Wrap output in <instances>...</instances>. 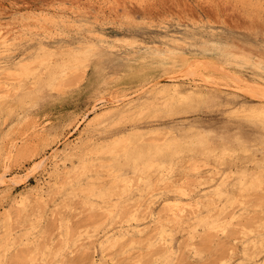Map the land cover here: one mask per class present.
<instances>
[{"label": "rangeland", "instance_id": "obj_1", "mask_svg": "<svg viewBox=\"0 0 264 264\" xmlns=\"http://www.w3.org/2000/svg\"><path fill=\"white\" fill-rule=\"evenodd\" d=\"M0 46V95L11 96L0 113V175L10 179L0 184V264H264V126L233 114L263 102L264 0H0ZM86 48L48 77L46 52L59 66ZM28 61L45 78L37 89L32 75L7 72ZM129 104L143 109L91 132L108 107ZM241 122L248 152L218 138L210 156L157 160L148 184L123 163L129 131L164 143L174 128L234 133ZM86 140L90 167L74 172L68 150Z\"/></svg>", "mask_w": 264, "mask_h": 264}, {"label": "bare ground", "instance_id": "obj_2", "mask_svg": "<svg viewBox=\"0 0 264 264\" xmlns=\"http://www.w3.org/2000/svg\"><path fill=\"white\" fill-rule=\"evenodd\" d=\"M105 41V40H104ZM2 44H3V46L6 44V41H4L3 40V42H2ZM1 47V46H0ZM73 51V50H72ZM77 51V50H76ZM96 52V51H95ZM98 52V51H97ZM45 54H47V56H45L46 58L45 59H43L44 58V56H42L41 58L43 59V60H41V62L42 61H46V62H44V64H45V66H44V68H45V70L47 71V75H48V77L50 78V77H53L54 75H55V72H56V68H57V70L58 69H62V70H65L66 71V69L68 68L69 69V66H68V64L67 63H69L71 60H74V59H76V63H77V57L80 55V54H85L86 56H89V55H91V49L90 48H86V50H84L83 52H78V53H72V54H69V56L68 57H66L65 59H64V61H63V63L61 64V65H59V66H54V65H50V60H51V54L50 53H48V52H46ZM94 55V54H93ZM89 58V57H88ZM103 58V57H102ZM47 59V60H46ZM94 59H96V56H94ZM93 59V60H94ZM99 59V58H98ZM242 60V59H241ZM40 61V60H39ZM236 61V60H235ZM74 62V63H75ZM238 62V61H237ZM30 63H32V61H28V62H26V63H23V65L21 66V68H20V70H18V69H13V68H8L7 70V72H9V70H12L11 72H12V76H15V77H17L18 79H21V78H23V77H27V76H31L32 75V78H33V83L35 84V88L37 89L38 88V86H40V85H44L43 84V82L45 81V78H41V74L40 73H36V72H34V70H33V68H31L30 66H31V64ZM175 63V62H174ZM30 64V65H29ZM42 65H44L43 63H41ZM79 64H81L82 65V70L83 69H85V70H87V67L89 66V63H88V60L87 61H85V62H82V63H78V65ZM78 65H76V67L78 66ZM101 66V65H100ZM100 66H98L97 68L99 69V67ZM150 66V65H149ZM161 66V65H160ZM186 67H188V66H186ZM71 68V67H70ZM79 69H81V67H78ZM77 68V69H78ZM96 68V69H97ZM41 70H42V68H40ZM95 69V70H96ZM94 70V71H95ZM189 70H191V69H189ZM193 70V69H192ZM191 70V72H193ZM65 71H63V73H66ZM81 71V70H80ZM97 71H99V70H97ZM96 71V72H97ZM182 71V70H181ZM187 71V70H186ZM194 71H195V69H194ZM83 73H84V71H82ZM81 72V73H82ZM77 73H78V71H77ZM14 74V75H13ZM161 74V73H160ZM3 75V74H2ZM9 75H10V73H9ZM66 75V74H65ZM167 75V74H166ZM93 76H95V73H94V75ZM102 76V75H101ZM169 76V75H168ZM175 76V75H174ZM96 78H98L97 76H95ZM173 77V76H172ZM206 77V76H205ZM210 77V76H209ZM11 78V77H10ZM161 78H163V77H161ZM62 79H64V78H62ZM88 79V78H87ZM67 80V79H66ZM95 80V79H94ZM97 80V79H96ZM163 80V79H162ZM216 80V79H215ZM137 81V80H136ZM72 82V81H71ZM95 82H97V81H95ZM157 82V81H156ZM159 83V82H158ZM172 83V82H171ZM234 83V82H233ZM3 84V83H2ZM93 85H94V83H92ZM100 84V83H99ZM163 84V83H162ZM175 84H178V83H176L175 82ZM229 84V83H228ZM96 85V84H95ZM1 86V85H0ZM16 88L15 89H13V91H21L22 89H23V84H22V82H19V84L17 85V86H15ZM163 87V89H161V91H163V90H165L164 89V87H166V85L164 86H162ZM161 87V88H162ZM179 87V86H178ZM193 87V86H192ZM227 87V86H226ZM232 86H230V88H231ZM90 88V87H89ZM108 88V87H107ZM166 88H168V87H166ZM233 88V87H232ZM236 88H238V87H236ZM9 90V89H8ZM180 90H182V89H178V93H181V92H179ZM192 90V89H191ZM260 90H264V88H260ZM9 91H12V89L11 90H9ZM161 91H159V93L161 92ZM193 91V90H192ZM247 91V90H246ZM258 91V90H257ZM5 92H7V91H5ZM164 92V91H163ZM250 92V91H249ZM165 93V92H164ZM164 93H162V95H164ZM193 93V92H192ZM252 93H254V92H252ZM198 95V97L197 98H200V99H202V95L201 94H199V93H197ZM257 94H259V93H257ZM10 95V94H9ZM9 95H8V93L6 94H3L2 96L0 95V113H1V111H2V107H3V104H4V101L6 100V99H8V98H11V96L9 97ZM13 95V94H12ZM87 95V94H86ZM95 95V94H94ZM101 95V94H100ZM99 95V96H100ZM132 95V94H131ZM166 95V94H165ZM172 95H173V93H172ZM220 95V94H219ZM256 95V94H255ZM130 96V95H129ZM252 96V95H251ZM122 97V96H121ZM166 97V96H165ZM164 97V98H165ZM179 97V96H178ZM206 97V96H205ZM253 97V96H252ZM255 98H263V102H262V104L260 105V106H257V107H245V106H242V107H238V108H235L234 110H233V114L234 115H236V116H239V117H242L243 119V121H245V122H247V123H251V124H254V125H258V126H264V95H261V94H259V95H257V96H254ZM51 98V97H50ZM196 98V99H197ZM204 98V97H203ZM104 98H102V99H98V100H103ZM166 99H168V98H166ZM173 99H174V96H173ZM57 100V99H56ZM107 100V99H106ZM114 100V99H113ZM120 100V99H119ZM169 100V99H168ZM176 100V99H175ZM184 100V99H183ZM191 100H192V97H191ZM190 99H189V102L191 101ZM198 100V99H197ZM208 100V99H207ZM122 101V100H121ZM173 101V100H172ZM261 101H262V99H261ZM9 102V101H8ZM133 102H134V100H133ZM175 102V101H174ZM184 102V101H183ZM194 102V100H192L190 103H193ZM244 102V101H243ZM129 103V102H128ZM170 103H171V101H169V102H167V106H169L170 105ZM182 103V102H181ZM185 103H187L186 101H185ZM189 103V104H190ZM20 104V103H19ZM104 105H105V103H103ZM135 104V103H134ZM145 104V103H144ZM148 104V103H147ZM242 104V103H241ZM128 107L126 108V109H124V110H122V109H119L120 111L118 112L117 111V109L116 110H113V107H112V109H110L108 106V108L107 109H109V110H107V111H105V112H102L100 115H98V117L96 118V122H95V126L93 125V127H95V128H93L92 130H91V132L92 131H94L95 129H96V127L98 126V125H100V124H102V123H104V122H106L108 119H114V117L117 115V116H119V115H122V113H129L130 115H133L135 112H136V110L137 109H139L140 110V108L141 109H143V104H138V106H135L136 108H135V110H134V108H133V106H132V104H129V105H127ZM176 106V105H175ZM224 106V105H223ZM6 107V106H5ZM4 107V108H5ZM96 107V106H95ZM100 107V106H99ZM173 107V106H172ZM151 108V107H150ZM220 108V107H219ZM8 109V108H7ZM173 109V108H172ZM68 110V109H67ZM104 110V109H103ZM74 112V111H73ZM146 112V111H145ZM5 113V112H4ZM87 113V112H86ZM141 112H138V114L140 115V116H142V114H140ZM233 115V116H234ZM60 117V116H59ZM83 118V117H82ZM233 118V117H232ZM134 119H135V117H134ZM2 120H3V118H2ZM29 120H30V118H29ZM239 120V119H238ZM28 121V120H27ZM94 122V121H93ZM226 122V121H225ZM21 123V122H20ZM26 123V122H25ZM232 123V122H231ZM238 123V122H237ZM23 124V123H22ZM91 124V123H90ZM242 122H241V124H240V127L238 128V130L236 131V132H234V133H232V132H225V131H223V132H221V133H218V132H216L215 130H213V129H202V128H199V127H196V126H194V125H190L187 129H184V130H179L178 131V129H176V128H174L173 130H175V131H177V133L176 134H174V136H172L171 135V138L169 139V140H167L166 142H164V143H159L158 141H151V142H149V143H144L143 141H142V139H141V132H139V133H137V132H135V133H132V132H128V133H131V134H128L127 133V135H124V137H125V142H127V145H126V147L125 148H123L124 149V151H123V163L124 164H126V165H128V166H130L132 169H133V171L135 172V173H138L139 174V178H140V181H142L143 183H146V184H148L149 182H151V179H150V177H149V171L151 170V169H153L154 167H156L157 165H158V163H157V160H159V159H170V158H172L171 157V155H173V154H179V153H182V152H184V151H190V152H200V154L202 153V154H204L205 156H207V155H212V154H209V153H211V152H214V151H217L218 149H219V147H216L214 144H213V141H215V139H218V138H220V139H223V140H225V142H227V143H231V144H233L234 142L239 146V149L238 148H236V149H238V151H240L241 152V150L243 149L244 151L243 152H245V147H247L248 146V144L250 143V139L247 137V135H246V133H245V131H244V129H243V127L244 126H242ZM236 125V124H235ZM77 126V125H76ZM222 126H223V124H222ZM228 126H229V124H228ZM231 126H233V125H231ZM242 126V127H241ZM247 126V125H246ZM250 126V125H249ZM235 127V126H234ZM22 128V127H21ZM28 128H29V126H28ZM91 128V127H90ZM212 128H214V127H212ZM236 128V127H235ZM15 129V128H14ZM18 129V128H17ZM104 129V128H103ZM249 129V128H248ZM31 130V129H30ZM29 130V131H30ZM89 130V129H88ZM187 130V131H186ZM246 130V129H245ZM15 131V130H14ZM13 131V132H14ZM249 131V130H248ZM251 131V130H250ZM28 132V131H27ZM26 132V133H27ZM264 132V131H263ZM172 133H174L173 131H172ZM170 134H171V132H170ZM25 135V134H24ZM18 137V136H17ZM250 137V136H249ZM15 138V137H14ZM50 138V137H49ZM16 140V139H15ZM76 140V139H75ZM262 140H264V139H259V141H262ZM10 141V140H9ZM14 141V140H13ZM80 143V142H79ZM86 143H87V140L84 142H81V144H79L78 146H73V147H71L69 150H68V160H69V158L70 159H72L73 157H75V156H77L78 158H79V163H78V165H76L74 168H73V171L74 172H76V170H79V169H83V170H88L89 169V165H88V163H87V161L84 159V158H81L80 157V155H83V147L86 145ZM118 143V138L117 139H114L110 144H107L106 146H103V147H101V151H105V148L107 147V146H110V145H113V144H117ZM10 144V143H9ZM262 144H263V142H262ZM11 145V144H10ZM17 145V144H16ZM77 145V144H76ZM225 145V144H224ZM11 147H13V146H11ZM10 147V148H11ZM15 147V146H14ZM13 147V148H14ZM242 148V149H241ZM229 149V148H228ZM232 149V148H231ZM234 149V148H233ZM235 149V150H236ZM246 149H248V147L246 148ZM9 150V149H8ZM54 150V149H53ZM92 150H93V148H92ZM52 151V150H51ZM99 151V150H98ZM202 151V152H201ZM207 151V152H206ZM247 152L249 151V149L248 150H246ZM13 152V151H12ZM206 152V153H205ZM219 152H221V154H226V153H229V152H227V147H223L222 148V150H219ZM232 152H234V151H232ZM81 153V154H80ZM217 153V152H216ZM8 154V153H7ZM56 154V153H55ZM66 154H67V152H66ZM66 154H64V155H66ZM5 155H6V153H5ZM54 155V154H53ZM59 155V154H58ZM8 156V155H7ZM51 156V155H50ZM53 158L55 157V155L54 156H52ZM57 157V156H56ZM55 157V158H56ZM67 157H66V159H67ZM114 159H117V157H118V154H115V155H113L112 156ZM45 158V157H44ZM58 158V157H57ZM45 160H46V158H45ZM53 161V160H52ZM264 161V160H263ZM57 162V161H56ZM55 162V163H56ZM262 162V161H261ZM42 163H44V162H42ZM44 166H46V164L44 165ZM39 168V167H38ZM37 168V169H38ZM54 170H55V172H53V174L51 173V176H55V178H56V175H57V166L56 165H54ZM38 172V171H37ZM110 172H112V171H110ZM1 174H2V172H1ZM6 173H3L2 175H0V184H7V183H9V181H10V179H5L6 177V175H5ZM37 174V173H36ZM14 175V174H13ZM50 175V174H49ZM19 176V175H18ZM59 176V175H58ZM12 177H14V176H12ZM17 178V177H16ZM54 178V177H53ZM55 178L52 180V181H54L55 180ZM15 179V178H14ZM8 182H7V181ZM16 180V179H15ZM14 180V181H15ZM13 181V180H12ZM58 181V180H57ZM60 181V180H59ZM58 181V182H59ZM20 182V181H19ZM18 182V183H19ZM11 183V182H10ZM13 183V182H12ZM152 183V182H151ZM55 184H56V182H55ZM54 184V185H55ZM48 187H51V184H48ZM58 189H59V187H58ZM227 190V189H226ZM222 194H223V189L222 188H219V189H217V190H215V197L216 196H218L217 198V200H219V198L222 196ZM226 193H224V195H225ZM226 196V195H225ZM26 198V197H25ZM198 198V197H197ZM196 198V199H197ZM213 198V197H212ZM196 199H195V201H196ZM199 199V198H198ZM203 199V198H202ZM215 199V198H214ZM214 199H212L213 201H214ZM228 199V198H227ZM25 200L26 199H21L20 201H22V204L23 205H25L26 206V204H27V202H25ZM200 201H201V198L199 199ZM216 200V201H217ZM233 200V199H232ZM231 200V201H232ZM19 201V202H20ZM177 201V200H176ZM202 201H204V200H202ZM202 201H201V203H202ZM213 201H211L210 203H212ZM25 203V204H24ZM197 203V202H196ZM206 203H207V201H206ZM209 203V202H208ZM202 204H205V203H202ZM216 204V203H215ZM214 204V202H213V207H216V206H219L218 204L217 205H215ZM188 205V204H187ZM197 205V207H199L200 205H198V204H196ZM196 205H195V207H196ZM215 205V206H214ZM177 206V205H176ZM184 206H186V205H184ZM205 206V205H204ZM208 206H210L211 207V205L209 204ZM208 206L206 207L207 209H205V210H207L208 211ZM23 207V206H22ZM178 207H180V206H178ZM196 207V208H197ZM181 208V207H180ZM182 208H184V207H182ZM181 208V209H182ZM193 208H194V206H193ZM199 208H201V207H199ZM177 209V208H176ZM204 208H202L201 210H203ZM180 210V209H179ZM179 210H178V213H179ZM184 210H186L185 208H184ZM198 210H200V209H198ZM198 210H196V211H198ZM181 211V210H180ZM207 211H205L206 213H207ZM184 212V211H183ZM195 214L197 213V212H194ZM181 214V213H180ZM193 215L194 216V218H196L197 216L196 215ZM204 214V213H203ZM203 214H200L201 216L203 215ZM135 215V214H134ZM206 215V214H205ZM204 215V217H206ZM136 216V215H135ZM177 216V215H176ZM209 215H208V213H207V217H208ZM134 217V216H133ZM199 217V216H198ZM217 217V216H216ZM216 217H212V218H216ZM178 218V217H177ZM208 218H210V217H208ZM207 218V219H208ZM131 219V218H130ZM136 219H137V217H136ZM173 219V218H172ZM206 218H201L200 220H199V222L201 221V222H203V225L202 226H207L208 224H211L210 222H211V220H210V222L207 220ZM211 219V218H210ZM156 220V219H155ZM219 220V219H218ZM132 221H135V220H133L132 219ZM138 221V220H137ZM192 221V220H191ZM194 221V220H193ZM196 221H198V220H196ZM222 222V221H221ZM220 222V223H221ZM189 223V222H188ZM191 223V222H190ZM198 223V222H197ZM196 222L194 223V224H197ZM202 224V223H201ZM163 227H162V230L166 227H164V224L162 223L161 224ZM222 225V224H221ZM227 225V224H226ZM138 226V225H137ZM192 226H194V225H192ZM159 227H160V225H159ZM208 227V226H207ZM223 227V226H222ZM221 227V228H222ZM135 228H136V226H135ZM161 228V227H160ZM192 228V227H191ZM198 228V227H197ZM204 228V227H203ZM202 228V229H203ZM214 228H215V225H214ZM166 229V228H165ZM194 229V228H193ZM207 229V228H206ZM212 229H213V226H212ZM211 229V230H212ZM137 230V229H136ZM139 230V229H138ZM137 230V232H139ZM160 230V229H159ZM208 230V229H207ZM211 230H209V231H211ZM213 230H215V229H213ZM130 231V230H129ZM141 231V230H140ZM217 231H219V229L217 230ZM220 231H222V230H220ZM219 231V232H220ZM226 232V231H225ZM127 233V232H126ZM125 233V234H126ZM224 233V232H223ZM124 234V235H125ZM168 235V234H167ZM123 236V235H122ZM163 237H164V235H163ZM166 237V236H165ZM245 237V236H244ZM263 238V237H262ZM260 239V238H259ZM257 240H258V238H257ZM256 240V241H257ZM261 240V239H260ZM131 241V240H130ZM143 241V240H142ZM165 241H166V239H165ZM172 241V240H171ZM163 242H164V239H163ZM130 243V242H129ZM128 243V244H129ZM161 243V242H160ZM159 243V244H160ZM178 243V242H177ZM176 243V244H177ZM143 244V243H142ZM257 244V243H256ZM124 245V244H123ZM161 245H162V243H161ZM170 245V244H169ZM127 246V245H126ZM166 246V248H167V245H165ZM256 246H258V244L256 245ZM120 247V246H119ZM118 247V248H119ZM259 247V246H258ZM123 249V248H122ZM127 252V251H126ZM44 257V256H43ZM106 257V256H105ZM143 258V257H142ZM44 259H45V257H44ZM114 259V258H113ZM112 259V260H113ZM47 261V260H46ZM114 261V260H113ZM113 263V262H112ZM234 263V262H233ZM110 264V263H109Z\"/></svg>", "mask_w": 264, "mask_h": 264}]
</instances>
